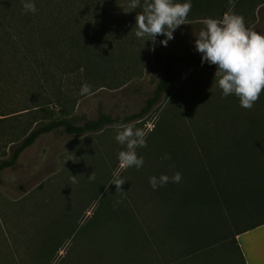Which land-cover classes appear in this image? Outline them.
<instances>
[{
	"label": "trees",
	"instance_id": "16d2710c",
	"mask_svg": "<svg viewBox=\"0 0 264 264\" xmlns=\"http://www.w3.org/2000/svg\"><path fill=\"white\" fill-rule=\"evenodd\" d=\"M242 1L235 0V4ZM63 2L66 0H34L37 11L32 14L24 12L21 0H0V70L23 75L32 92L38 93L37 101L33 99V113L38 119L22 130L20 141L10 146L8 156L0 160V183L2 172L14 167L21 154L43 135H103L115 124H138L175 83L176 66L215 74L216 67L202 65L201 54L191 50L180 54L154 51L152 56L160 76L137 112L119 116L100 111L96 117L80 121L73 115L76 101L71 93L55 86L60 65L61 74L76 70L62 53L59 63L64 60L63 63L56 67L52 60L59 46L67 43L63 41L67 36L59 29L56 37L57 31L52 34L51 30L72 21L61 15ZM79 2L102 9L104 0ZM205 2L204 10L229 5L228 0ZM197 3L194 0L192 5ZM53 5H58L60 15ZM82 47L85 56L93 58L95 68L105 62L104 53ZM66 48L73 49L69 40ZM10 72L0 76V108L4 84H13ZM41 90L49 91L44 106L51 104L52 108H59L57 111L39 106ZM193 94L181 105L173 97L168 111L147 132V147L137 149L138 157L144 159L143 167L123 169L120 173L126 181L121 186L123 192H116V186L109 183L113 179V163L124 146L110 137L100 140L96 149H89V159L80 168L86 173L79 177L71 194L77 197L87 186L85 191L90 196L97 186L104 185L95 198L92 215L70 236L69 252L57 264H214L212 250L215 247L214 256L218 244L222 246L226 240L232 241L237 264H246L236 237L264 224V152L259 151L264 148V108L254 105L251 110L243 109L237 97H223L219 88ZM233 104L239 107L234 108ZM213 113L217 115L214 117ZM0 115V120L11 118L3 111ZM98 152L103 157L96 158ZM165 154L171 159L163 160ZM93 172L95 179L90 181L88 177ZM175 172L182 174L180 183H168L157 190L150 187V177H171ZM212 214L215 220L208 222ZM51 227L43 232L41 242L47 253L41 256L44 263L39 264H53V250L55 253L60 247L61 239L52 234ZM84 249L89 253L85 255Z\"/></svg>",
	"mask_w": 264,
	"mask_h": 264
},
{
	"label": "rangeland",
	"instance_id": "374dc122",
	"mask_svg": "<svg viewBox=\"0 0 264 264\" xmlns=\"http://www.w3.org/2000/svg\"><path fill=\"white\" fill-rule=\"evenodd\" d=\"M130 0H104L103 8L85 7L79 0H66L61 3L62 14L53 5L58 15H66L72 21L67 26L54 28L51 33L67 36L73 49L70 51L66 44L59 46L52 58L56 67L61 53L71 68L76 69L72 74L56 73L55 86L62 91L71 93L76 101L73 115L81 119L96 117L102 111L111 115H129L137 112L146 97L152 92L160 73L155 68L154 51L180 54L185 50L195 51V35L202 29L206 18L222 19L225 12H234L244 17L246 26L264 35V0H243L231 9L228 4L219 8H206L205 0H198L192 5L187 17V25H181L174 33V39L165 47L160 41L165 39L158 36L156 43L145 41L135 36V17L142 11L138 7L130 13H125ZM186 0H182V3ZM194 3V0H191ZM225 10V11H224ZM104 13L102 15L101 13ZM73 22V23H72ZM40 44V43H39ZM82 45L96 53H104L105 62L98 68L93 66V58L85 56ZM51 53L48 54L50 56ZM43 57L39 47V58ZM87 67V68H86ZM70 68V67H69ZM178 77L160 103L136 127L143 128L147 134L158 120V117L168 111L173 97L179 105L192 97L193 92L218 90L215 86V74L200 69H189L184 66L175 67ZM0 76L10 71L0 70ZM13 84H4V94L0 114L9 113L7 120H0V160L8 156V149L21 139L22 130L38 119L34 115V98L38 93L32 92L23 75L16 71L10 72ZM83 84L91 85V94L81 95ZM49 91H39V106L42 108H59L52 105L44 106ZM45 97V98H44ZM235 100L232 103H236ZM177 104V105H178ZM234 108L236 104H233ZM255 106L264 108V95H261ZM232 108V109H234ZM57 114V113H56ZM59 115V114H57ZM213 113L212 116H216ZM40 116V114H39ZM3 117L0 115V119ZM40 119V118H39ZM116 129L112 128L103 135L98 133L86 136H68L62 132L49 133L41 136L31 147L26 149L14 167L4 170L0 183V264H39L42 255H46L47 248L41 242L43 232L51 225L52 234L59 237V248L53 250V264H57L64 257L71 246L70 236L82 227L93 213L95 198L98 197L99 185L91 195L85 189L77 197L71 191L79 184L80 176H84L80 168L86 164L89 149H96L100 140H110L115 137ZM103 150V149H102ZM124 150V147L121 149ZM264 152V148L259 150ZM103 154L105 151L103 150ZM103 155L98 152L96 158ZM106 159V155H104ZM118 159L111 168L113 173L118 168ZM123 169L120 170V173ZM72 176H78V182H72ZM58 219H65L60 222ZM215 220L214 214L207 219ZM77 224V226H76ZM63 230V228H65ZM57 245V244H56ZM62 245V246H61ZM225 245V246H223ZM222 246L218 244L216 253H211L214 264H237L233 255L232 241L226 240ZM83 253H89L84 249ZM117 254H123L117 251ZM41 261V262H39ZM239 264L240 261L238 262ZM212 264V263H211Z\"/></svg>",
	"mask_w": 264,
	"mask_h": 264
},
{
	"label": "clouds",
	"instance_id": "9594fccd",
	"mask_svg": "<svg viewBox=\"0 0 264 264\" xmlns=\"http://www.w3.org/2000/svg\"><path fill=\"white\" fill-rule=\"evenodd\" d=\"M25 13L35 14L37 9L34 0H21ZM231 9L235 0H228ZM141 7V0H130L125 13ZM192 9L191 0L180 3L175 0H143L142 11L135 17V36L145 41L156 43L158 36L165 39L160 44L167 46L174 39L173 33L181 26L187 25V17ZM198 35H195V51L201 54V64L207 63L216 67L214 83L223 97L234 95L239 106L251 110L264 92V35L249 29L244 17L234 12H225L222 19L206 18ZM81 95L91 94V85L83 84ZM117 130L115 141L124 146L118 153V168L113 173L109 185L116 186V192H123L121 186L126 182L120 177V170L144 165L143 157H138L137 149L147 147L146 132L134 123L115 124ZM163 160H170L165 154ZM78 176H72L77 182ZM95 179V174L88 177ZM182 174L175 172L171 177L160 175L149 178L150 187L157 190L168 183H180Z\"/></svg>",
	"mask_w": 264,
	"mask_h": 264
},
{
	"label": "crops",
	"instance_id": "0c3cea01",
	"mask_svg": "<svg viewBox=\"0 0 264 264\" xmlns=\"http://www.w3.org/2000/svg\"><path fill=\"white\" fill-rule=\"evenodd\" d=\"M246 264H264V224L236 237Z\"/></svg>",
	"mask_w": 264,
	"mask_h": 264
}]
</instances>
